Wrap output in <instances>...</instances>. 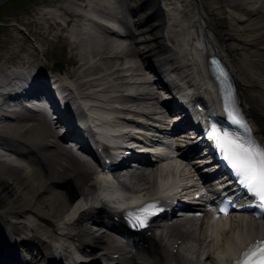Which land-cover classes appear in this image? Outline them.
Listing matches in <instances>:
<instances>
[{
  "label": "bare ground",
  "instance_id": "obj_1",
  "mask_svg": "<svg viewBox=\"0 0 264 264\" xmlns=\"http://www.w3.org/2000/svg\"><path fill=\"white\" fill-rule=\"evenodd\" d=\"M102 1L91 0L84 6L88 11L100 13ZM148 2L133 0L132 12L140 28L130 41V48L114 46L111 39H101L90 33L85 39L81 37V23L87 18L81 12L74 13L76 10L72 7L75 2L72 0H61L53 8L37 11L35 18L30 21V32L38 42V47L28 53L31 61L27 67L34 64L37 51L42 50L45 60L36 64L38 70L34 75L40 92L52 98L54 91L44 71L45 66L48 67L47 60H50L48 47L54 49V42L64 39L60 55L67 66L61 78V88L69 95L95 100L96 97L90 96L91 88L97 92L110 91L112 95H108V106L111 107V102L117 100L124 105L122 110L128 111L132 106L128 102L133 103L135 99L122 96L129 67L122 69L125 64L118 55L120 53L138 61L134 66L135 71H139L140 62L148 68L156 64L174 65L175 73L191 89V97L203 103L206 110L217 111L213 85L209 79L206 81V68L201 59L214 52L229 67L241 91L244 108L250 113L254 130L264 140V0H176V6L169 0H157L146 8L139 7ZM159 3H164V8ZM146 9L154 14L149 22L145 21ZM5 28L9 31L7 26ZM65 30L69 34L64 36ZM8 40L16 41V38L9 35ZM26 42L27 39L23 37L21 51L25 50ZM45 44L47 47H43ZM19 60L25 64L21 52ZM7 68L5 62L0 64V80L8 81L22 76L13 71L6 73ZM153 73L158 75L157 70ZM151 85L152 82L144 85L149 89V94L154 93L150 89ZM143 93L147 94L146 91ZM156 99L154 96L153 102L157 103ZM247 104L257 108L258 112H251ZM154 107L152 102L142 105L143 109L148 110L144 111L145 114L154 113ZM114 114L112 111L105 118L116 122ZM60 119H64L62 114ZM66 119L70 121L69 116ZM12 123L5 130L0 127V146L13 150L26 164L16 169L12 164L0 162V197L6 201L4 209L0 211L4 217L0 228L9 230L29 247L27 254L31 255L30 259L23 264H45L51 252L50 241L58 236L59 227L78 236L77 241L83 245L80 250L82 255L87 256L90 252L105 255L109 249L121 251L119 244L113 243L114 238L86 224V221L95 220V215L104 204V194L100 193L99 188L88 184L89 176L85 175L84 169L75 165L76 161L70 162L68 156L61 153L55 143L56 137L51 135L52 130L45 132L29 121ZM68 133L72 134L73 131L69 130ZM183 173L181 176L187 179L188 176ZM169 174V171H163L159 166L139 173L134 177L139 183L135 181L138 185L135 192L143 196L156 192L167 184ZM134 179L129 178L132 186ZM105 186L102 185V191L109 189ZM75 197L77 201L72 204ZM72 216V221H64L65 217ZM202 217H197L196 223L177 219L159 227L152 236L150 234L138 244L142 252L137 250L136 254L128 256L127 264H228V261L231 264L233 258L230 256L241 249L246 241L264 235L262 222L241 214L237 218L217 220L214 224L217 225L215 236L208 239ZM187 223L192 225L185 227L188 232L183 236L179 228ZM226 225H229L227 229ZM66 235L64 233L62 236ZM180 237L182 240L178 241ZM190 238L197 245L188 246L192 242ZM112 243L115 246L109 245ZM171 248L182 254L175 255L173 262H170L173 256ZM201 254H206L205 261L200 258ZM185 255L192 261L188 260L187 263Z\"/></svg>",
  "mask_w": 264,
  "mask_h": 264
},
{
  "label": "snow or ice",
  "instance_id": "obj_2",
  "mask_svg": "<svg viewBox=\"0 0 264 264\" xmlns=\"http://www.w3.org/2000/svg\"><path fill=\"white\" fill-rule=\"evenodd\" d=\"M211 139L218 140L215 135V129L212 130ZM225 136L227 134L225 133ZM231 146L230 154L225 155L224 159L234 170L240 182L253 194L259 197L262 206H264V150H257L252 147H245L241 144L229 141ZM221 152L226 151L224 144H218ZM224 211V209H221ZM259 259H248L256 257ZM236 264H264V241L261 246L251 249L242 254V259Z\"/></svg>",
  "mask_w": 264,
  "mask_h": 264
},
{
  "label": "rangeland",
  "instance_id": "obj_3",
  "mask_svg": "<svg viewBox=\"0 0 264 264\" xmlns=\"http://www.w3.org/2000/svg\"><path fill=\"white\" fill-rule=\"evenodd\" d=\"M32 1L33 0H26L24 5H20V6L17 3H14L12 1H10L8 3L2 2L0 4V18H2L5 22L3 24H0V47H3L5 40L7 38V37H5V36H7V32H5L6 25L10 22L15 21L18 17H23L25 15V6L28 3H31ZM27 7H30V4H28ZM11 24L12 23H10L9 27H12ZM12 31H13L12 34L14 35V37L16 36V37H26L27 38V42H26V50L27 51L32 50L31 45L34 47L36 46V43H37L36 41H34L33 39L32 40L28 39V37L30 35L27 36L26 33H21L19 31H17V29H15V28L12 29ZM25 32H26V30H25ZM16 40H17L16 41L17 43H16V45L13 46L15 52L18 51L19 46H21V44H22L20 39H16ZM50 55L53 57L52 61H55V60H57L56 57L59 56V53L57 52V50H52ZM38 56H39V58H42L41 54H39ZM62 59H63L62 57H58V61H61ZM62 62H63V60H62ZM5 205H6L5 198L0 197V207L4 208Z\"/></svg>",
  "mask_w": 264,
  "mask_h": 264
}]
</instances>
